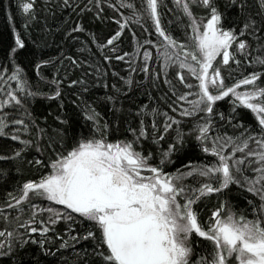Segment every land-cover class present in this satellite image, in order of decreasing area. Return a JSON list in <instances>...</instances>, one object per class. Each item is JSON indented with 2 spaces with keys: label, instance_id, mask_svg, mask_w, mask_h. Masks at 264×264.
Listing matches in <instances>:
<instances>
[{
  "label": "snow or ice",
  "instance_id": "snow-or-ice-1",
  "mask_svg": "<svg viewBox=\"0 0 264 264\" xmlns=\"http://www.w3.org/2000/svg\"><path fill=\"white\" fill-rule=\"evenodd\" d=\"M171 3L44 0L42 39L29 31L40 23L37 0L19 4V27L6 12L11 38L0 36V139L11 143L0 144V162L17 172L26 162L34 171L0 203V259L24 264L17 249L34 245L61 264H264V0ZM89 13L116 25L103 42L88 28ZM126 31L130 51L121 48ZM53 33H62L64 45L82 44L78 55L62 45L58 55L46 54ZM114 62L127 65L126 77L111 70L120 87L109 85L104 66ZM78 69L82 75L73 78ZM89 79L112 94L90 102ZM144 83L161 94L147 91V103L126 110L119 98ZM65 89L77 90L71 103L83 123L76 130L63 111ZM38 100L58 102L61 127H41ZM226 101L224 112L219 102ZM98 103L110 104L116 118L97 111ZM234 196H243L248 215L236 210ZM69 249L71 261L62 255ZM33 261L40 264L39 256Z\"/></svg>",
  "mask_w": 264,
  "mask_h": 264
},
{
  "label": "trees",
  "instance_id": "trees-1",
  "mask_svg": "<svg viewBox=\"0 0 264 264\" xmlns=\"http://www.w3.org/2000/svg\"><path fill=\"white\" fill-rule=\"evenodd\" d=\"M25 2V0H0V36L3 37L4 41L7 42L10 40V32L8 29V22L6 19V12H11L14 20L16 21L17 27H19V21L23 19L24 14L22 13V10L19 8V4ZM168 7L172 8L173 5L171 3V0H166ZM250 3H254V0H249ZM44 7V0H37V10L39 13L40 23L34 24L29 31L31 32V38L37 39V38H43L38 37L37 33L42 27V21L46 16V13L43 11ZM256 9L254 8L253 11ZM111 10L105 7V15H111ZM203 15V13H200ZM68 11L65 10L63 13V16H67ZM57 17L62 18L61 14L57 12ZM50 26L55 24V21L52 20L51 17H48ZM165 19H174V16L172 13H167L165 16ZM86 22H91L88 24V28L90 31H93L97 34V39L101 42L104 41V39L112 32L113 29L116 28V25L109 20H105L104 23H100L99 21H93L92 20V14L89 13L85 16ZM139 35V31L137 32ZM174 35H179V33L174 32ZM80 39L83 41H88L89 44H91V41L89 40V37L86 34H81ZM123 43L121 44V48L125 51L131 50V37L128 34V32H125V35L122 37ZM47 43L50 45L46 49V54L50 55H58L59 51L61 50L58 48V45H62L64 47V50L68 51L70 55H78L76 52L77 48L83 47L82 44L76 43L72 45H64L62 33H53L51 36H48ZM255 47V45H253ZM92 52H96L95 47H92ZM83 58H87V54H79ZM98 55V54H97ZM105 67H109V78L108 82L109 85L112 83H116L117 87H120L122 82L118 80V78H112L111 77V70H115L120 73L121 76H127V65L120 63V62H114L111 66L104 65ZM88 71H91L88 69ZM48 79H51V76L48 74L47 71L44 73ZM29 75L31 73L29 72ZM70 75L74 77L81 76L82 73L78 69L75 72H70ZM171 78V76H170ZM34 79V77H33ZM137 80H143V73H139L136 75ZM98 83V82H97ZM160 87L163 88L165 91L167 90V86L160 82ZM44 91H48L47 87H44ZM126 90V89H125ZM77 90H68L65 89V93L63 96L65 107L63 109L64 112L68 113V115L71 117L70 123L73 125V130L79 129L80 125H82L83 121L80 119L79 111L76 109L75 105L71 103V101L75 98L73 95V92ZM147 91H151V94L153 96H158L161 93L157 92L155 90V86L150 83H144L140 86H135L133 88V91L128 94V96H121L119 99L123 102L124 108L127 110L129 108L135 110V106L141 103H147L148 102V96L146 95ZM112 94L111 88L104 89L102 87L95 86L91 79H89V93L86 95V98L91 101H96L98 97L104 96L105 93ZM97 107V111L101 112L102 115H104L107 119L112 120L116 117L113 115L111 105L108 103H98L95 105ZM119 106V104L117 105ZM219 108L221 111L227 112L229 109V102H219ZM34 113L37 116L41 117V120L38 121L41 124V127H48L51 128H57L61 127L59 123L54 119L55 115L58 113V102L57 101H45V100H38L34 106ZM49 113L51 115H49ZM246 118L248 122L254 121V116L250 112V110H245ZM47 115L48 120L45 124L43 122V116ZM130 121L133 123V126H135V118L129 117ZM124 124H121V130H123ZM231 134V133H230ZM113 137H110V139ZM122 138V134L120 136ZM11 143L10 141H5L3 139H0V144H8ZM34 153L30 152L27 156V159H31L32 155ZM20 171L17 172L15 167L11 164V162H0V169H6L7 170V176H5L4 171H0V203H3L5 200V193L6 191H12L13 188L18 187V183H22L28 178H33V171L29 168L26 162L20 163L19 165ZM176 167H180L179 161L176 165L169 168V171H174ZM248 199H252V196L250 194H246ZM209 204V207L211 206L214 201L207 202ZM233 203L238 205L237 211L247 209L245 212V215H248L251 212V209L248 208L247 203L243 196H234L233 197ZM85 227H87V222H85ZM0 227H3L2 224H0ZM65 228V225L62 223L58 226V231L63 230ZM81 247H88L87 244L83 245H77V248ZM53 251H55V248H53ZM37 255L39 256L40 264H61V257H45L43 255L39 254V249L34 245H28L23 250L17 249L16 257L19 259H22L24 261V264H34L33 256ZM63 256L68 257V259L71 261L73 259V253L72 250H66L62 253ZM0 264H9V261L7 259H0Z\"/></svg>",
  "mask_w": 264,
  "mask_h": 264
}]
</instances>
